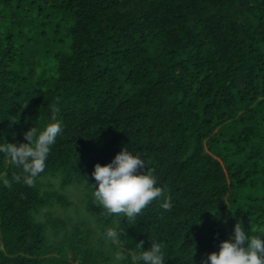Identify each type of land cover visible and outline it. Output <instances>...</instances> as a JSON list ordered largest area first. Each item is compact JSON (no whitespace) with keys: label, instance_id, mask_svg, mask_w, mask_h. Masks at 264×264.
<instances>
[{"label":"trees","instance_id":"trees-1","mask_svg":"<svg viewBox=\"0 0 264 264\" xmlns=\"http://www.w3.org/2000/svg\"><path fill=\"white\" fill-rule=\"evenodd\" d=\"M53 106L63 132L45 170L0 181V264H117L153 241L165 264H201L235 223L264 230V0H0L5 141L26 142ZM122 147L169 210L98 205L94 165ZM20 171L0 156V176Z\"/></svg>","mask_w":264,"mask_h":264},{"label":"clouds","instance_id":"clouds-1","mask_svg":"<svg viewBox=\"0 0 264 264\" xmlns=\"http://www.w3.org/2000/svg\"><path fill=\"white\" fill-rule=\"evenodd\" d=\"M59 111L53 106L50 122L42 128L32 126L25 131L26 142H6L3 130H0V156L21 170L11 179L0 176L5 186L11 187L13 181L32 186L45 170L51 148L63 132L58 119ZM11 120L16 122L17 118ZM146 166L139 154L126 147H122L110 162L103 165L96 163L91 173L95 187L90 185L98 205L109 215L122 214L125 218L135 219L152 201L164 197L162 207L169 210L172 207L171 197L166 196L165 190L158 186L154 174L144 171ZM261 234L264 230L250 233L241 222H237L230 237L220 241L218 251L209 253L201 264H264V239H261ZM102 235L120 246L122 232L118 228H108ZM165 258L163 244L155 241L147 249L140 244V251L130 257L124 251L117 252L115 256L117 264L125 260L128 264H165Z\"/></svg>","mask_w":264,"mask_h":264}]
</instances>
